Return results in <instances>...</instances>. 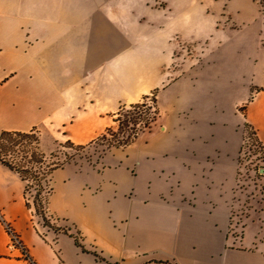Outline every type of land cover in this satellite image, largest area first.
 Returning a JSON list of instances; mask_svg holds the SVG:
<instances>
[{
    "label": "crops",
    "instance_id": "1",
    "mask_svg": "<svg viewBox=\"0 0 264 264\" xmlns=\"http://www.w3.org/2000/svg\"><path fill=\"white\" fill-rule=\"evenodd\" d=\"M192 3L0 0V130L36 128L49 151L64 140L87 144L121 106L156 89L162 122L97 166L53 172L46 215L66 230L43 224L27 182L0 162V264H264V219L232 230L245 129L226 122L229 90L208 49L206 63L172 77L176 38L204 37ZM261 57L259 90L244 107L264 145Z\"/></svg>",
    "mask_w": 264,
    "mask_h": 264
},
{
    "label": "rangeland",
    "instance_id": "2",
    "mask_svg": "<svg viewBox=\"0 0 264 264\" xmlns=\"http://www.w3.org/2000/svg\"><path fill=\"white\" fill-rule=\"evenodd\" d=\"M178 6L176 3L172 4L174 10ZM196 6L199 7L198 9H202L200 12L192 11L198 15L196 23L195 21L193 23V29H198L199 33L204 34V37L200 40L188 41L176 38L175 43L178 46L171 67L172 77L182 75V72L185 71L183 69H188L191 65L206 63L204 60L208 56H203L201 52L208 49L214 67H217L214 73L216 71L220 73L219 85L221 90L226 87L229 90L226 95L221 92V99H223L221 105L226 107L225 116L228 119L226 122L242 123L245 129L244 140L239 153L240 162L233 204L235 209L233 211L232 230L235 234L240 235L248 218L257 216L264 219V145L258 136L253 134L255 129L249 124L245 125L247 112L244 107L254 98L248 96L249 91L252 90L251 94L255 95L257 88L259 90V87L255 86L253 82V75L257 69V64L262 61V53L264 54V7L261 0H193L192 4H188L189 8L195 9ZM191 28L192 26L188 27V30L191 31ZM149 102L151 103L152 100ZM116 117L117 114L114 118ZM111 123L116 133L114 138L117 139V142L125 141L131 133L130 128L136 126L134 123H130L129 128H124L122 131L118 128V123L114 121ZM160 123H162L161 119H158L156 123L147 128L144 127L145 130L140 135L143 134L144 137H148L151 131L160 128ZM136 127L140 129L141 125ZM36 134L39 137L41 135L39 130ZM129 145L108 150L104 156L103 150L107 149V145L102 140L89 144L82 149L67 145L65 140L57 142L53 150L49 151L43 144L42 149L48 157L52 153L56 154L53 158H47V161H63L67 153L75 156L74 160L67 164L82 169L88 165L97 166L100 155L103 157L108 155L110 158L111 153H115L118 149L126 151L125 148ZM16 154L18 153H13L15 157H18ZM45 164L38 166L37 173L45 172L44 169H47ZM31 183L28 194L30 199H33L36 194L35 182L32 181ZM46 197L47 193L44 191L41 198L45 199ZM47 203H45L46 206ZM47 219L49 225L54 228L66 230L70 226L69 223L64 222L58 225V220L51 215H48ZM41 221L43 222V220ZM248 232L250 235V231Z\"/></svg>",
    "mask_w": 264,
    "mask_h": 264
},
{
    "label": "trees",
    "instance_id": "3",
    "mask_svg": "<svg viewBox=\"0 0 264 264\" xmlns=\"http://www.w3.org/2000/svg\"><path fill=\"white\" fill-rule=\"evenodd\" d=\"M261 3L264 7V0H261ZM149 100H152V102L150 103ZM122 115L124 116L121 117ZM159 116L160 111L157 105L156 89L152 92V95H145L142 101L130 105H123L117 112V117L114 118V122L118 123V128L122 131L124 128H129L130 123H134L136 126L141 125L140 129L136 126L130 128L131 133L125 141L117 142V139L114 138L116 133L111 125L107 127L104 133L87 144H76L71 140H67L65 143L71 147L74 146L77 149H82L89 144L102 140L103 142H106L107 145V149L103 150L104 156L108 150L129 145L132 141L139 137L140 133L143 132L145 128L149 127L153 123H156ZM37 131L38 130L36 128L31 131L0 130V162L17 171L27 182L26 193L28 197L29 190L31 189V182H35L36 194L32 199L35 212L41 217L44 225L51 226L48 223L46 215L47 206L45 203L48 202L54 191V186L52 185V174L56 169L64 167L67 163L73 161L75 156L73 157V155H68L66 153V158L63 161H47V158H53L56 154L52 153L50 157L47 156L41 147L40 137L36 134ZM253 134L258 136L256 130ZM13 153H18L16 154L18 157H15ZM103 156L100 155L99 158L101 159ZM46 162L48 163L47 165L45 164ZM43 164H45L47 169H44L45 172L42 174L37 173L38 166H42ZM44 191L47 193V197L45 199L41 198ZM4 221L5 220L3 219V222ZM78 235L79 233L77 236ZM24 253H26L25 250Z\"/></svg>",
    "mask_w": 264,
    "mask_h": 264
},
{
    "label": "built area",
    "instance_id": "4",
    "mask_svg": "<svg viewBox=\"0 0 264 264\" xmlns=\"http://www.w3.org/2000/svg\"><path fill=\"white\" fill-rule=\"evenodd\" d=\"M4 223H5L7 230L9 231V233L11 235L12 247H21L22 248V242H21L18 234L14 231V229L11 227V225L9 223H7L6 221H4Z\"/></svg>",
    "mask_w": 264,
    "mask_h": 264
}]
</instances>
